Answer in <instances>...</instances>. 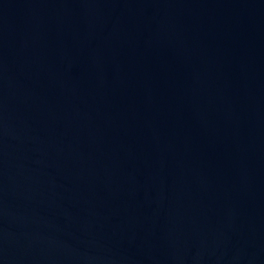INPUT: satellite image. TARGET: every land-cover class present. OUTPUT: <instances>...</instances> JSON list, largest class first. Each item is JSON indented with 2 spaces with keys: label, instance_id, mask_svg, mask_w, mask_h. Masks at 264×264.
Instances as JSON below:
<instances>
[{
  "label": "water",
  "instance_id": "95a60500",
  "mask_svg": "<svg viewBox=\"0 0 264 264\" xmlns=\"http://www.w3.org/2000/svg\"><path fill=\"white\" fill-rule=\"evenodd\" d=\"M0 264H264V0H0Z\"/></svg>",
  "mask_w": 264,
  "mask_h": 264
}]
</instances>
